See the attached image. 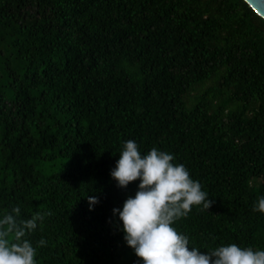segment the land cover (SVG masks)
Instances as JSON below:
<instances>
[{"label": "trees", "instance_id": "16d2710c", "mask_svg": "<svg viewBox=\"0 0 264 264\" xmlns=\"http://www.w3.org/2000/svg\"><path fill=\"white\" fill-rule=\"evenodd\" d=\"M129 139L214 200L174 224L192 246L264 250V20L244 0H0V217L51 213L37 264H143L113 211L140 183L110 174Z\"/></svg>", "mask_w": 264, "mask_h": 264}, {"label": "clouds", "instance_id": "9594fccd", "mask_svg": "<svg viewBox=\"0 0 264 264\" xmlns=\"http://www.w3.org/2000/svg\"><path fill=\"white\" fill-rule=\"evenodd\" d=\"M244 3L264 20V0ZM174 160V154L156 147L142 154L138 143L129 139L110 173L118 187L140 181L135 196L124 201L122 210H113L123 222L124 239L136 256L143 264H264V250L231 243L205 253L174 227L193 206L209 210L214 203L201 182L192 178L183 163ZM88 200L90 206L99 203L97 196ZM253 211L264 213V196L258 197ZM20 214L16 206L0 217V264H37L38 247L46 246L43 238L34 246L27 237L51 213L38 211L28 219H21Z\"/></svg>", "mask_w": 264, "mask_h": 264}]
</instances>
